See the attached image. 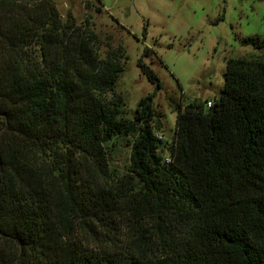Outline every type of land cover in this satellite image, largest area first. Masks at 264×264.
<instances>
[{
  "label": "trees",
  "instance_id": "trees-1",
  "mask_svg": "<svg viewBox=\"0 0 264 264\" xmlns=\"http://www.w3.org/2000/svg\"><path fill=\"white\" fill-rule=\"evenodd\" d=\"M99 49L90 18L0 0V264H264V58L229 59L218 101L178 106L167 147L155 94L131 119L116 92L126 50ZM151 53L138 67L160 90Z\"/></svg>",
  "mask_w": 264,
  "mask_h": 264
},
{
  "label": "rangeland",
  "instance_id": "rangeland-1",
  "mask_svg": "<svg viewBox=\"0 0 264 264\" xmlns=\"http://www.w3.org/2000/svg\"><path fill=\"white\" fill-rule=\"evenodd\" d=\"M52 1L63 21L81 25L90 18L101 57L112 48L126 50L116 92L123 96L131 119L139 101L155 94L163 126L158 134L167 147L173 141L178 106L202 105L208 112L207 103L218 101L229 59L264 58V49L244 43L248 37L264 40V0ZM146 49L152 53L143 61L159 77L160 90L138 67ZM131 143L132 138H117L109 145L113 175L128 173Z\"/></svg>",
  "mask_w": 264,
  "mask_h": 264
},
{
  "label": "built area",
  "instance_id": "built-area-1",
  "mask_svg": "<svg viewBox=\"0 0 264 264\" xmlns=\"http://www.w3.org/2000/svg\"><path fill=\"white\" fill-rule=\"evenodd\" d=\"M207 105H208V108H211L213 106V103L212 102H208Z\"/></svg>",
  "mask_w": 264,
  "mask_h": 264
}]
</instances>
